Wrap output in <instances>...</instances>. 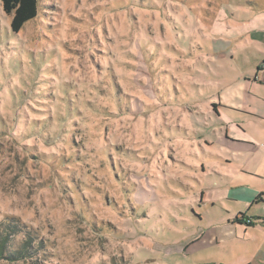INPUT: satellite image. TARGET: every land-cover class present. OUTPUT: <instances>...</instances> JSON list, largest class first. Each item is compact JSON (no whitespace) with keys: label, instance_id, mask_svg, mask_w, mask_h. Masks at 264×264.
Listing matches in <instances>:
<instances>
[{"label":"rangeland","instance_id":"374dc122","mask_svg":"<svg viewBox=\"0 0 264 264\" xmlns=\"http://www.w3.org/2000/svg\"><path fill=\"white\" fill-rule=\"evenodd\" d=\"M239 1L38 0L18 32L0 4V264H191L264 52L215 19Z\"/></svg>","mask_w":264,"mask_h":264},{"label":"crops","instance_id":"0c3cea01","mask_svg":"<svg viewBox=\"0 0 264 264\" xmlns=\"http://www.w3.org/2000/svg\"><path fill=\"white\" fill-rule=\"evenodd\" d=\"M221 11L215 19L225 17L229 11L247 38L264 46V0L228 3ZM260 52L261 56L255 58L257 71L240 78L239 103L225 105L233 106L240 115L236 120L239 130L236 135H229L232 138L224 134L221 143L225 152L228 149L237 151L230 153L233 158L228 155L220 158L222 169L214 165L201 169L202 173L214 172L223 177L224 182L219 189L202 192L199 196L202 205L197 214L198 223L204 213H209L211 218L207 222L209 225L189 234L183 245L182 256L191 264H264V168L251 171L241 162L257 150L264 153L261 150L264 149V52ZM253 85L258 91L251 90ZM210 100L214 108L222 105L219 97L218 101ZM257 144L259 148L254 149ZM216 205L220 206L222 215L213 212ZM247 219L251 220L250 224L245 223Z\"/></svg>","mask_w":264,"mask_h":264},{"label":"trees","instance_id":"16d2710c","mask_svg":"<svg viewBox=\"0 0 264 264\" xmlns=\"http://www.w3.org/2000/svg\"><path fill=\"white\" fill-rule=\"evenodd\" d=\"M37 1L38 0H0V4L3 12L10 16V29L12 32H18L21 29V27L24 25V23L33 19L36 16ZM245 223L250 224L251 220L247 219ZM17 232L19 231L17 230L16 234ZM8 234L10 235V233L7 232V235ZM8 237L9 236H5L0 239V247L1 246L3 247L4 245L6 246Z\"/></svg>","mask_w":264,"mask_h":264}]
</instances>
